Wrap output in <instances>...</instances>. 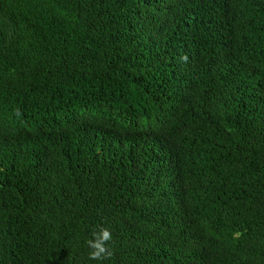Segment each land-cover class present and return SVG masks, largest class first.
I'll list each match as a JSON object with an SVG mask.
<instances>
[{"label": "trees", "instance_id": "1", "mask_svg": "<svg viewBox=\"0 0 264 264\" xmlns=\"http://www.w3.org/2000/svg\"><path fill=\"white\" fill-rule=\"evenodd\" d=\"M0 264H264V0H0Z\"/></svg>", "mask_w": 264, "mask_h": 264}, {"label": "clouds", "instance_id": "2", "mask_svg": "<svg viewBox=\"0 0 264 264\" xmlns=\"http://www.w3.org/2000/svg\"><path fill=\"white\" fill-rule=\"evenodd\" d=\"M183 61H187V56L181 57ZM19 114V109L16 110ZM112 233L107 228H101L94 231L90 239L87 240V247L90 249L88 259L90 261L102 262L111 259L113 252L111 250Z\"/></svg>", "mask_w": 264, "mask_h": 264}]
</instances>
